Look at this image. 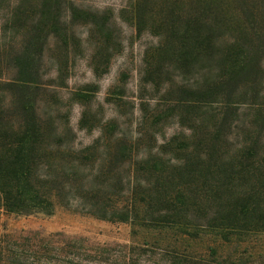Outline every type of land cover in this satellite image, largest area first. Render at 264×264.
Wrapping results in <instances>:
<instances>
[{"label": "trees", "instance_id": "trees-1", "mask_svg": "<svg viewBox=\"0 0 264 264\" xmlns=\"http://www.w3.org/2000/svg\"><path fill=\"white\" fill-rule=\"evenodd\" d=\"M15 3L5 28L26 31L13 55L16 76L0 70V208L19 215L66 208L129 224L145 239L102 245L64 232H0V264H264V0H132L123 8L138 34L159 38L146 61L150 81L159 84L169 63L186 73L207 69L197 83L176 85L168 102L182 131L144 154L141 135L113 134L105 152L100 139L67 147L56 118L39 113L45 92L67 86L74 51L87 49L80 20L94 74L108 71L112 12L85 13L78 0ZM51 38L59 66L44 83L40 63ZM74 95L89 104L94 94Z\"/></svg>", "mask_w": 264, "mask_h": 264}, {"label": "rangeland", "instance_id": "rangeland-1", "mask_svg": "<svg viewBox=\"0 0 264 264\" xmlns=\"http://www.w3.org/2000/svg\"><path fill=\"white\" fill-rule=\"evenodd\" d=\"M22 0H0V70L4 78L16 76L17 66L13 55L21 49L24 28L18 33L16 29H6L5 22L11 21L10 12ZM132 0H78L85 13L92 15H108L112 12L114 34L116 36V52L106 73L96 76L90 63L92 41L88 39V25L80 20L76 32L86 40L87 49L75 50L66 77V87H51L44 93L39 102V113L43 117H54L60 130L70 138L66 146L83 148L100 139V150L105 152L114 139L113 134H123L128 138L141 137L139 153H148L175 134L182 131L180 121L168 110L170 98L178 96L177 86L197 83L198 72L202 65L192 72H184L171 63L170 69L162 77L159 84L150 81L146 75V61L152 47L159 38L149 31L138 34L129 22L128 15L122 12ZM46 57L41 62L44 83L57 76L59 66L53 38L50 39ZM52 83V82H51ZM55 84H62L57 81ZM264 86V85H263ZM83 89L94 94L91 103L84 104L76 99L75 91ZM166 89L173 91L168 92ZM92 90H96L93 93ZM86 108L90 109L89 125L82 127L80 120ZM163 110V119L153 116ZM116 120L118 127L109 128L111 121ZM68 121L72 131L66 130ZM243 133L235 132L234 134ZM233 134V135H234ZM72 136V139H71ZM0 232L8 233H52L64 232L69 236L84 237L89 244H109L142 242V235L134 236L132 227L126 223L112 222L96 218L66 208H57L53 214L19 215L8 213L0 208Z\"/></svg>", "mask_w": 264, "mask_h": 264}]
</instances>
